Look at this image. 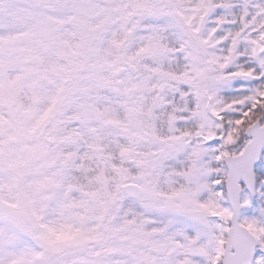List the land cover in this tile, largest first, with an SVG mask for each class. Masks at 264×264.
Listing matches in <instances>:
<instances>
[{"label": "snow or ice", "instance_id": "snow-or-ice-1", "mask_svg": "<svg viewBox=\"0 0 264 264\" xmlns=\"http://www.w3.org/2000/svg\"><path fill=\"white\" fill-rule=\"evenodd\" d=\"M0 264H264V0H0Z\"/></svg>", "mask_w": 264, "mask_h": 264}]
</instances>
